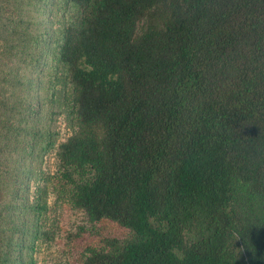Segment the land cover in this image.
<instances>
[{
  "label": "trees",
  "instance_id": "trees-1",
  "mask_svg": "<svg viewBox=\"0 0 264 264\" xmlns=\"http://www.w3.org/2000/svg\"><path fill=\"white\" fill-rule=\"evenodd\" d=\"M0 56L17 61L0 66L12 86L1 139L31 118L16 96L25 74L50 59L71 90L76 127L51 185L94 239L67 264H264V0H0ZM21 186L16 174L0 218L16 217ZM11 223L0 264H19L26 246Z\"/></svg>",
  "mask_w": 264,
  "mask_h": 264
},
{
  "label": "rangeland",
  "instance_id": "rangeland-1",
  "mask_svg": "<svg viewBox=\"0 0 264 264\" xmlns=\"http://www.w3.org/2000/svg\"><path fill=\"white\" fill-rule=\"evenodd\" d=\"M39 17L44 20L41 26L42 32L50 30V17L46 13H40ZM58 19V15L53 14L52 25L55 28ZM162 19L161 16L156 17L157 26L161 25ZM147 24V20H140L135 35L139 36L146 29ZM5 60L4 62V58L0 56V66L5 63L2 68L17 62L16 60ZM49 65L50 59H47L41 73L27 78L26 74L24 75L22 83L17 86L16 96L23 106L27 104L31 106V118L27 120L24 114L20 115L23 117V122L15 123L16 126L10 129L7 137L0 138V142L5 141L7 145V148L0 153V181L7 182L0 187L1 203H10L16 174L22 183L16 201L19 206L16 217L13 219H9L8 216L0 218V224L6 221V225L10 227L13 225L11 223L13 220L15 223L24 225L26 246L22 251L19 264H67L77 252L94 239L93 226L85 213L79 209H68L62 205L52 189V178L60 167L56 158L57 145L72 132L76 124L68 113L71 90H68L65 83L63 69L57 68L58 83L55 84V79L50 75L52 71ZM28 78H31L32 84L36 85H29ZM2 79L5 89L8 87L9 90L0 98V101L6 100L5 104H12L10 95L12 86L9 79L0 76L1 81ZM54 87L56 95H53ZM4 117L12 122L10 114ZM21 128H24L22 130L24 134ZM27 140L29 149L27 147L26 154H24L20 147L22 143L27 144ZM4 166L13 167L11 176H5L6 167L3 168ZM32 206H40L42 209L35 210L31 208ZM35 228L39 235L34 234ZM121 232L116 228L100 226L101 237H120Z\"/></svg>",
  "mask_w": 264,
  "mask_h": 264
}]
</instances>
